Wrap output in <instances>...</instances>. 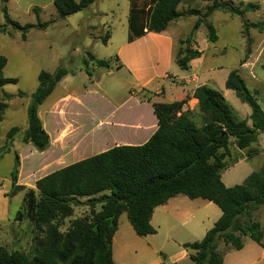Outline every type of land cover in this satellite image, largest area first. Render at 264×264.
<instances>
[{
  "label": "trees",
  "instance_id": "trees-1",
  "mask_svg": "<svg viewBox=\"0 0 264 264\" xmlns=\"http://www.w3.org/2000/svg\"><path fill=\"white\" fill-rule=\"evenodd\" d=\"M182 1L130 0L128 41L151 32L162 33L186 14L199 16L190 36L179 42L176 54L177 65L187 70L190 62L201 56V52L191 48L194 34L212 13L220 11L241 17L245 36L250 28H263V23L244 20L247 12L259 9L258 5L210 0L205 13L201 14L198 10L179 12ZM94 3L95 0H55L57 18L47 22L38 19L36 25H21L9 16L4 6L5 22L0 23V33L11 35V30H19L22 40L26 41L31 30H45L57 19L79 13ZM207 29L209 41L216 42L218 37L214 27L207 25ZM108 40L109 35L101 38L104 44ZM183 45L186 46L183 48ZM249 54L250 50H247L246 57ZM87 55L88 59L84 58L83 63L90 77L89 61L94 67L109 68L108 61L97 59L91 52ZM6 65L7 59L0 56V90L17 81L5 77ZM68 73L66 68L59 67L54 73L42 71L39 74L38 87L27 106V129L22 132L14 127L7 133L0 159L11 153L20 133L23 144H31L40 153L49 149L51 139L39 117V108ZM226 87L249 106L252 126L237 116L219 90L202 86L194 93L199 120L189 112H183L184 101L153 103L158 128L148 142L140 146H115L42 177L36 182L35 189L18 185L20 158L16 154L11 173L12 196L24 192L17 217L30 220L44 234V240L39 254L33 259L6 252L0 247V264H114L113 237L120 216L127 214L137 236L154 235L156 230L151 224L154 210L178 195L207 200L222 211L201 241L184 245L191 252L190 259L194 264H224L219 245L223 243L228 249L239 251L244 247L242 236L248 235L262 245L264 233L260 224L253 220L252 212L264 209V166L233 187L225 186L221 174L227 167L225 158L230 154L232 142L238 149L245 150L249 159L260 153L253 145L264 133V111L257 92L249 90L238 70L229 74ZM4 97L14 98L5 92ZM6 109L7 104L0 102V123ZM97 205H100L98 212H93L90 218L74 220L65 233L61 232L75 208L88 206L94 209Z\"/></svg>",
  "mask_w": 264,
  "mask_h": 264
},
{
  "label": "crops",
  "instance_id": "crops-1",
  "mask_svg": "<svg viewBox=\"0 0 264 264\" xmlns=\"http://www.w3.org/2000/svg\"><path fill=\"white\" fill-rule=\"evenodd\" d=\"M54 1L7 0L3 3L0 0V13L6 6L13 20L22 25L23 18H29L24 25H36L38 19L47 22L57 18ZM200 1L201 9H195L192 7L193 0H183L181 4L187 3L186 7L181 10L180 4L178 11L198 10L204 14L211 2L210 0ZM223 1L236 5L241 3L258 5L259 9L247 12L244 20L249 23H263L262 30L250 28L245 36L241 17L220 11L212 13L200 24L191 43V48L201 52V56L192 60L187 70H183L176 63V54L180 48L179 42L190 36L199 16H196L198 19L190 33L186 29L188 28L187 21L195 15L189 14L173 21L162 33H147L132 42L128 41V29L115 45L116 71L122 73L123 81L113 80L105 85L102 81H92V85L86 87L84 91L76 92L63 88L68 81V75L65 76L39 108V117L50 136L51 146L41 153L31 148L35 154L30 162L36 164L46 176L115 146L143 145L158 128L153 103L184 101L183 112H189L199 120L198 101L194 93L202 86L219 90L237 116L252 126L251 109H244L245 116L240 114V111L233 105L238 104L236 99L239 98L233 90L226 87V81L233 70H238L246 84L247 80L253 81L264 91V77H259L256 73L258 66L264 68V0ZM44 16H47V19H44ZM58 21L59 19L50 26ZM4 22L5 20L0 21V23ZM207 25L214 27L218 39L216 42H210L207 29V34H203L207 49L201 50L198 49V32L203 26L207 28ZM100 39L97 36L94 41H100ZM218 45L221 48L218 49ZM235 45L243 48L244 52L236 65L214 62L226 53V47ZM247 50H250V54L246 57ZM92 78L89 77V79ZM120 91L125 92L119 96ZM262 109L264 111L263 107ZM262 137L264 133L258 137L257 148L260 149V153L251 159L247 157L245 150H240L233 142L231 143L230 154L225 158L227 167L221 174L226 187L242 184L249 175L263 167H253L254 161L263 152L260 144ZM24 161H27V158L22 155L21 173L24 169ZM124 214L126 213L119 218V227L113 237L114 264H126L120 255V249L124 253L130 252L133 247L129 242L139 237L128 217L123 220ZM221 215L222 211L212 202L178 195L154 210L151 224L156 234L142 238L149 241L153 245V250L161 254L162 258L159 259L158 264L191 263V252L184 245L201 241ZM252 216L253 220L260 224L264 233V209H254ZM247 236H242V241ZM253 243L256 246L251 245L249 250L244 244L243 249L239 251L230 249V253L242 261L245 258L244 263L258 257L264 259V239L262 245L255 241ZM116 248L119 253H116ZM169 248L175 250V255L171 258L164 253ZM224 264H227L226 259H224Z\"/></svg>",
  "mask_w": 264,
  "mask_h": 264
},
{
  "label": "rangeland",
  "instance_id": "rangeland-1",
  "mask_svg": "<svg viewBox=\"0 0 264 264\" xmlns=\"http://www.w3.org/2000/svg\"><path fill=\"white\" fill-rule=\"evenodd\" d=\"M193 1L192 7L201 9V1ZM185 4L187 3L180 5L181 10L186 7ZM129 6L130 0H96L88 9L59 19L55 25L50 26L46 31L31 30L27 34L26 41L22 40V33L19 30H11V35L0 33V56L7 59L4 75L6 78L17 80L15 83L6 84L0 90V102L7 104V109L0 123V154L6 144V135L12 128L18 127L22 132L27 129L26 106L30 101V96L38 87V76L42 71L54 73L59 67L66 68L69 72L68 81L63 85V88L76 92L84 91L86 87L92 85V81H102L104 85L113 80L123 81L122 73L116 71L115 45L118 39L128 31ZM27 19L29 18H23L22 25L28 21ZM44 19H47V16H44ZM197 19L198 17L191 16L187 21L188 33H190ZM3 20L4 15L1 12L0 21ZM203 34H207L205 26L198 32V49L201 50L207 49ZM107 35L111 40L107 44H104L101 39L94 41L97 36L103 38ZM217 48L221 47L218 45ZM88 52L94 54L97 59L109 62V68H99L94 67L89 61L88 69L93 80L89 79L90 76L86 73L87 67L83 63L84 58L88 59ZM243 54V48L240 46H229L226 47V53L215 59L214 62L236 65ZM256 73L259 77H264V68L258 66ZM247 87L251 92H257L259 104L264 108V91L260 86L247 80ZM4 92L13 95L14 98L6 99ZM124 92H118L119 96ZM236 100L238 104L233 105L242 116H245L244 109L250 110L249 106L239 99ZM21 138L22 133L16 137L11 153L0 159V247L6 252L25 255L29 259H33L41 250L44 234L38 231L26 217L22 219L17 217V212L20 211L23 204L24 192L12 196L11 173L15 166V155L17 154L20 158L18 185L27 189H35L36 182L44 176V173L37 168L36 164L30 162L31 157L35 154L34 147L31 144H23ZM260 144L263 152L256 158L254 165L252 164L256 168L264 166V137H262ZM253 147H258V144H254ZM22 155L27 158V161H24V169L21 173ZM99 210L100 205L94 209L88 206L75 208L73 215L65 220L61 232L65 233L74 220L90 218L93 212ZM126 219L127 215L124 214L123 220ZM135 238L129 242L133 247L130 252L124 253L120 249V255L125 263L158 264L159 259L162 258L161 254L153 250V245L149 241L142 237ZM243 242L247 245L248 250L251 245L256 246L249 236L244 237ZM218 250L226 259L227 264H264V259L260 257L247 260L244 263L245 258L242 261L230 253V249L223 243L219 245ZM116 253H119L117 248ZM164 253L171 258L175 255V250L169 248ZM182 264L194 263L191 261V263Z\"/></svg>",
  "mask_w": 264,
  "mask_h": 264
}]
</instances>
